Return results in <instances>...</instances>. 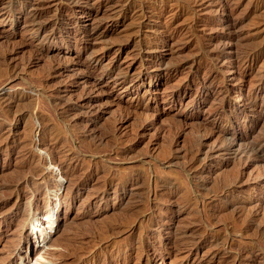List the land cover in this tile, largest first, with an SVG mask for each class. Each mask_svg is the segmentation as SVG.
Wrapping results in <instances>:
<instances>
[{
  "label": "rangeland",
  "instance_id": "obj_1",
  "mask_svg": "<svg viewBox=\"0 0 264 264\" xmlns=\"http://www.w3.org/2000/svg\"><path fill=\"white\" fill-rule=\"evenodd\" d=\"M28 1L0 0V264H264V0Z\"/></svg>",
  "mask_w": 264,
  "mask_h": 264
},
{
  "label": "bare ground",
  "instance_id": "obj_2",
  "mask_svg": "<svg viewBox=\"0 0 264 264\" xmlns=\"http://www.w3.org/2000/svg\"><path fill=\"white\" fill-rule=\"evenodd\" d=\"M39 0H30L28 1L27 3L25 2V5H24V8L21 9L20 12L23 13L24 16H26L27 20L25 19L24 22H29V23H32V22H38L39 21V18L43 15V11L41 10L39 4L37 2ZM43 22V21H41ZM39 25V26H38ZM37 28H36V31H38L41 27L40 23L38 24ZM35 26V24H34ZM37 34V32L35 33ZM45 36V35H44ZM46 39V37H44ZM49 38H52V37H49ZM253 100H249L246 102V104H250ZM218 129V128H217ZM222 131V130H221ZM221 134V133H220ZM260 139V138H259ZM264 142V141H263ZM255 143V142H254ZM247 145V144H246ZM254 147V146H253ZM257 147V146H256ZM264 152V151H263ZM250 153V152H249ZM195 245V244H194ZM167 247H163V250H165ZM167 251V250H166ZM168 252V251H167ZM170 252V251H169Z\"/></svg>",
  "mask_w": 264,
  "mask_h": 264
}]
</instances>
